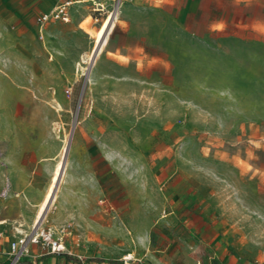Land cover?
Returning a JSON list of instances; mask_svg holds the SVG:
<instances>
[{
  "label": "crops",
  "instance_id": "crops-1",
  "mask_svg": "<svg viewBox=\"0 0 264 264\" xmlns=\"http://www.w3.org/2000/svg\"><path fill=\"white\" fill-rule=\"evenodd\" d=\"M59 1L0 0V190L10 184L0 195V264L37 226L63 229L67 252L28 243L17 264H262L181 176L134 172L142 145L122 125L149 120L161 91L150 73L160 67H262L254 21L264 0H118L110 19L111 3L71 0L66 20L39 23ZM73 103L87 106L81 120L114 127H78L63 144L58 125Z\"/></svg>",
  "mask_w": 264,
  "mask_h": 264
},
{
  "label": "rangeland",
  "instance_id": "rangeland-1",
  "mask_svg": "<svg viewBox=\"0 0 264 264\" xmlns=\"http://www.w3.org/2000/svg\"><path fill=\"white\" fill-rule=\"evenodd\" d=\"M252 16L253 10L248 26ZM254 22L262 33L256 45L262 67H160L150 73L161 91L160 102L149 105V120L122 127L142 145L133 153L134 172L181 176L182 187L243 253L264 264V6ZM84 106L71 104L59 122L63 144L75 128L114 127L108 120H81ZM143 161L151 167L143 169Z\"/></svg>",
  "mask_w": 264,
  "mask_h": 264
},
{
  "label": "built area",
  "instance_id": "built-area-1",
  "mask_svg": "<svg viewBox=\"0 0 264 264\" xmlns=\"http://www.w3.org/2000/svg\"><path fill=\"white\" fill-rule=\"evenodd\" d=\"M98 8L104 9L103 5L105 3H111V6L105 11L106 17L108 19L112 18L116 13V6L118 0H89ZM71 0H60L57 5L49 12H42L37 16L39 23L47 20L50 16L54 18H59L62 20L67 19V6ZM99 10V9H98ZM10 189V184L6 179L1 190L0 195L5 197ZM65 231L60 229L59 233L56 234L51 231L49 228L45 227H35L32 232L27 236L18 238L10 242L9 252L11 255V261L9 264H17L20 255L26 251L28 243L40 242L44 247L48 248L50 252L53 253H62L67 252L63 237ZM131 257H124V260H128Z\"/></svg>",
  "mask_w": 264,
  "mask_h": 264
},
{
  "label": "bare ground",
  "instance_id": "bare-ground-1",
  "mask_svg": "<svg viewBox=\"0 0 264 264\" xmlns=\"http://www.w3.org/2000/svg\"><path fill=\"white\" fill-rule=\"evenodd\" d=\"M115 19V18H114ZM111 21V20H110ZM107 21H104V24L102 25V27L100 28V30L96 33V35H95V37H96V43H97V47H96V50H97V48H98V45L101 43L100 41H101V39H102V36H103V33H104V29H105V27H106V25H107ZM100 25V24H99ZM110 26V25H109ZM110 31V30H109ZM105 40V39H104ZM103 40V42H105ZM100 42V43H99ZM102 44V43H101ZM104 44V43H103ZM102 44V45H103ZM101 46V45H100ZM102 47V46H101ZM57 167H56V169H55V173L53 174L54 176H53V184L51 185V187L47 190V199H46V204L47 203H49V200L50 199H52L51 197H52V194H53V188H54V183H55V181H56V179H58L57 178V176L59 175V172H60V170H61V163H58L57 165H56ZM63 166V165H62ZM60 179V178H59ZM51 182H52V180H51ZM56 193V192H55ZM44 201V200H43ZM44 203V204H45ZM48 205V204H47ZM45 206V205H44ZM41 208V207H40ZM41 211V210H40ZM46 211V210H45ZM42 218V217H41ZM40 224H41V222H40ZM38 225V224H37ZM128 255H129V253L127 254V255H125L126 257H128Z\"/></svg>",
  "mask_w": 264,
  "mask_h": 264
},
{
  "label": "trees",
  "instance_id": "trees-1",
  "mask_svg": "<svg viewBox=\"0 0 264 264\" xmlns=\"http://www.w3.org/2000/svg\"><path fill=\"white\" fill-rule=\"evenodd\" d=\"M112 262V261H111ZM114 262V261H113Z\"/></svg>",
  "mask_w": 264,
  "mask_h": 264
}]
</instances>
